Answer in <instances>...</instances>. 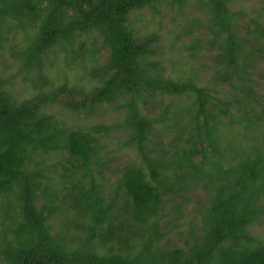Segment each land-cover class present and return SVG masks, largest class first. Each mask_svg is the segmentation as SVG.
Wrapping results in <instances>:
<instances>
[{"label": "trees", "instance_id": "16d2710c", "mask_svg": "<svg viewBox=\"0 0 264 264\" xmlns=\"http://www.w3.org/2000/svg\"><path fill=\"white\" fill-rule=\"evenodd\" d=\"M159 1L0 0V264H264V23L194 0L165 69Z\"/></svg>", "mask_w": 264, "mask_h": 264}, {"label": "rangeland", "instance_id": "374dc122", "mask_svg": "<svg viewBox=\"0 0 264 264\" xmlns=\"http://www.w3.org/2000/svg\"><path fill=\"white\" fill-rule=\"evenodd\" d=\"M175 3V2H174ZM169 3L167 0H161L155 4L156 10H152L149 7H145L138 12L132 14L134 21H137V27L141 25V31L159 30L165 36L166 46L165 52H163L161 60L166 65V59H172L173 55H178L177 46L171 47V44L177 45L183 41H188V38L192 36H205L204 39H208L211 36L210 29L204 24L196 27H190L191 21H205L204 10L194 0H184L180 6ZM232 11L240 12V15H236L239 19L238 31H242V25H250L251 19L264 23V0H233L231 3ZM243 13H245L243 15ZM192 28V29H191ZM192 30V31H191ZM14 37V36H13ZM21 38V34L18 33L14 38H10V41L4 42L3 46H0V76L7 80L6 87L9 88L14 94L20 96V98L28 97L32 89L21 78V73L18 71V62L15 50L18 48L16 40ZM214 49V48H213ZM216 49V48H215ZM187 53H183L184 57ZM210 54L206 53L205 56ZM180 56V58H181ZM263 60H259V70L257 74H264V52ZM165 59V60H164ZM57 68H62L63 63H56ZM168 68L166 65L165 69ZM171 70V69H169ZM227 87V86H226ZM126 154L119 157V159H113L111 167L107 173L110 177L115 176L117 171L123 163H125ZM55 223V221H51ZM263 227V225H262Z\"/></svg>", "mask_w": 264, "mask_h": 264}]
</instances>
